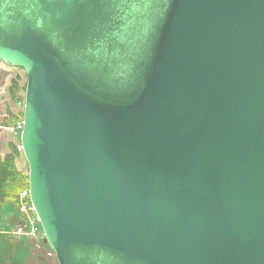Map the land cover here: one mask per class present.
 I'll list each match as a JSON object with an SVG mask.
<instances>
[{
	"label": "water",
	"instance_id": "95a60500",
	"mask_svg": "<svg viewBox=\"0 0 264 264\" xmlns=\"http://www.w3.org/2000/svg\"><path fill=\"white\" fill-rule=\"evenodd\" d=\"M0 62L57 264H264V0H0Z\"/></svg>",
	"mask_w": 264,
	"mask_h": 264
},
{
	"label": "rangeland",
	"instance_id": "374dc122",
	"mask_svg": "<svg viewBox=\"0 0 264 264\" xmlns=\"http://www.w3.org/2000/svg\"><path fill=\"white\" fill-rule=\"evenodd\" d=\"M27 78L22 69L7 66L0 62V118L17 117L19 122L7 127L0 126V155L18 152L16 161L20 169L28 172V164L21 149V121L24 117L25 87ZM11 117V118H10ZM20 202V196H19ZM20 212L21 203H20ZM16 212L11 205L3 206V228L0 232V264H57L56 258L48 245H43V231L38 238L15 236V220L19 216L23 222L24 216ZM23 214V213H22ZM44 243V242H43Z\"/></svg>",
	"mask_w": 264,
	"mask_h": 264
},
{
	"label": "trees",
	"instance_id": "16d2710c",
	"mask_svg": "<svg viewBox=\"0 0 264 264\" xmlns=\"http://www.w3.org/2000/svg\"><path fill=\"white\" fill-rule=\"evenodd\" d=\"M26 90V87H25ZM25 97V96H24ZM11 118V117H10ZM23 122V119L21 120ZM19 122L17 117H13L8 119L4 117L0 118V126L7 127L11 123L16 124ZM22 132V131H21ZM13 154H8L6 156L0 155V232L1 228H3V206L11 205L16 210V212H20V202L19 196L23 191L29 189V179L28 172H24L17 164L16 157L18 152L13 150ZM21 215H23L20 212ZM21 218L17 215H13V224L18 225L22 223ZM15 226V227H16ZM43 245H45L42 242Z\"/></svg>",
	"mask_w": 264,
	"mask_h": 264
},
{
	"label": "built area",
	"instance_id": "2783aa9c",
	"mask_svg": "<svg viewBox=\"0 0 264 264\" xmlns=\"http://www.w3.org/2000/svg\"><path fill=\"white\" fill-rule=\"evenodd\" d=\"M20 203L24 220L16 226L15 236L38 238L42 235L41 226L30 202L28 190L20 194Z\"/></svg>",
	"mask_w": 264,
	"mask_h": 264
},
{
	"label": "crops",
	"instance_id": "0c3cea01",
	"mask_svg": "<svg viewBox=\"0 0 264 264\" xmlns=\"http://www.w3.org/2000/svg\"><path fill=\"white\" fill-rule=\"evenodd\" d=\"M26 238H29V237H26ZM54 255V254H53Z\"/></svg>",
	"mask_w": 264,
	"mask_h": 264
}]
</instances>
